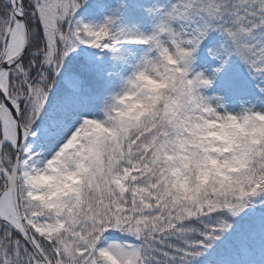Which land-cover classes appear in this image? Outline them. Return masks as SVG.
I'll list each match as a JSON object with an SVG mask.
<instances>
[{
    "label": "snow or ice",
    "instance_id": "snow-or-ice-1",
    "mask_svg": "<svg viewBox=\"0 0 264 264\" xmlns=\"http://www.w3.org/2000/svg\"><path fill=\"white\" fill-rule=\"evenodd\" d=\"M86 3L0 0V264H222L239 239L247 251L251 215L264 234V165L239 188L181 199L171 130L233 58L264 84V0L152 3L147 32L116 12L84 23ZM89 50L168 79L170 94L134 124L115 121L108 97L92 109L93 97L64 87L78 93L65 69L87 65ZM53 170L77 183L45 199L33 181Z\"/></svg>",
    "mask_w": 264,
    "mask_h": 264
},
{
    "label": "clouds",
    "instance_id": "clouds-1",
    "mask_svg": "<svg viewBox=\"0 0 264 264\" xmlns=\"http://www.w3.org/2000/svg\"><path fill=\"white\" fill-rule=\"evenodd\" d=\"M170 89L171 82L152 71L130 70L107 96L115 108V121H141L163 96L170 94ZM221 105L206 97L204 106L193 105L171 130L174 170L169 183L181 199L195 200L213 190L239 188L254 165H264V111L242 106L239 111L230 112L221 110ZM76 183V175L61 176L55 170L38 175L33 181L47 193L45 199L61 195Z\"/></svg>",
    "mask_w": 264,
    "mask_h": 264
},
{
    "label": "trees",
    "instance_id": "trees-1",
    "mask_svg": "<svg viewBox=\"0 0 264 264\" xmlns=\"http://www.w3.org/2000/svg\"><path fill=\"white\" fill-rule=\"evenodd\" d=\"M152 3H158V0H87V3L82 6V8L77 12V19H81L84 23H96L98 18L96 14H101L105 10L116 12V19L121 26H136L139 30L146 28L150 22L146 18L143 11V7L151 5ZM90 51L85 55L89 57V62L87 65L81 64L78 60L73 59L67 62L65 73H74L82 77L83 84L82 88L78 93H74L73 89L65 90L68 94H78L82 97H93L94 102L90 105L91 108L95 106L98 101V97L104 90L105 84L114 83V86L118 82V73L122 67L127 64H114L109 56L102 53L103 61L100 64L94 66V68L88 72L90 67ZM127 55V53H125ZM92 82L95 83L92 84ZM57 87H61L58 85ZM256 215H251L247 223L251 224L254 228ZM246 221L240 220L237 222L236 228L237 233L241 231V225L245 224ZM233 239V238H230ZM243 239L237 240L221 257L222 264L231 262L241 255V250L243 247ZM256 242L250 240L248 242V248L255 249Z\"/></svg>",
    "mask_w": 264,
    "mask_h": 264
},
{
    "label": "rangeland",
    "instance_id": "rangeland-1",
    "mask_svg": "<svg viewBox=\"0 0 264 264\" xmlns=\"http://www.w3.org/2000/svg\"><path fill=\"white\" fill-rule=\"evenodd\" d=\"M161 3H164L165 0H160ZM97 15V22L92 24H99L104 21L106 17L112 16V11L109 10H103L101 14ZM150 31L145 30V32ZM90 67L88 69V72L91 71L95 65L100 64L103 61L102 53H97L95 50L90 51ZM236 61V64H233V62ZM233 65L235 66V69H237L238 77L236 78L235 86L236 89L232 93L230 88L228 87V83L226 80L232 79V71ZM196 70L198 71H204L205 65L202 63V61H197L194 65ZM130 67L127 65L125 68L120 70L119 72V78H118V85L114 86V83H108L105 84L104 90L102 91L101 95L98 97V101L95 104V108L97 109L99 106H102L104 99L108 96L109 93L116 90L120 83L122 82L123 77H125L129 71ZM225 70H228V75L224 76L223 73ZM223 73L217 76L215 81L213 82L212 86L207 90H202V94L206 97L212 98V97H219V101L212 99L215 103H220L223 105V108L221 110L230 111V112H236L241 109L242 106H254L255 109L264 111V95H262L259 92V87L257 84L254 83V88L250 90H245V83L244 81L246 79H250L253 81L251 77L247 74V71L244 69L242 65H240L239 61H237L235 58L225 66ZM209 74V73H206ZM68 77L74 78L79 81V84L77 86L78 89L81 87V78H79L77 75L73 73L67 74ZM92 84L95 85L94 82ZM241 95L237 99V95ZM99 114V113H98ZM260 218L259 216L255 219V221ZM255 230V241L258 245V248L255 250L250 249L247 251L243 250V256L237 260V264H264V234L261 233L260 224L259 221L257 225L254 228Z\"/></svg>",
    "mask_w": 264,
    "mask_h": 264
}]
</instances>
